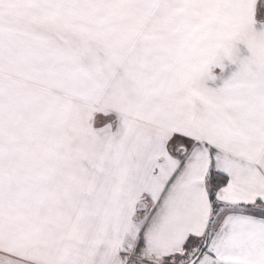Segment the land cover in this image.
Returning <instances> with one entry per match:
<instances>
[{"label": "snow or ice", "instance_id": "6c2138e0", "mask_svg": "<svg viewBox=\"0 0 264 264\" xmlns=\"http://www.w3.org/2000/svg\"><path fill=\"white\" fill-rule=\"evenodd\" d=\"M0 264H264V0H0Z\"/></svg>", "mask_w": 264, "mask_h": 264}]
</instances>
